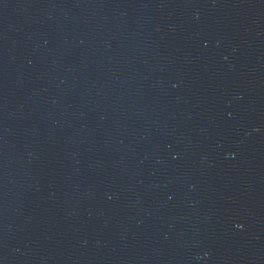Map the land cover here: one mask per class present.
Wrapping results in <instances>:
<instances>
[{"label":"water","instance_id":"95a60500","mask_svg":"<svg viewBox=\"0 0 264 264\" xmlns=\"http://www.w3.org/2000/svg\"><path fill=\"white\" fill-rule=\"evenodd\" d=\"M0 264H264V0H0Z\"/></svg>","mask_w":264,"mask_h":264}]
</instances>
